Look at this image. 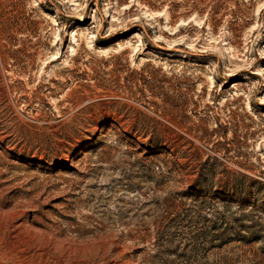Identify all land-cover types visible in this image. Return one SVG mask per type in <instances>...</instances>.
<instances>
[{
	"label": "rangeland",
	"instance_id": "1",
	"mask_svg": "<svg viewBox=\"0 0 264 264\" xmlns=\"http://www.w3.org/2000/svg\"><path fill=\"white\" fill-rule=\"evenodd\" d=\"M0 264H264V0H0Z\"/></svg>",
	"mask_w": 264,
	"mask_h": 264
},
{
	"label": "bare ground",
	"instance_id": "2",
	"mask_svg": "<svg viewBox=\"0 0 264 264\" xmlns=\"http://www.w3.org/2000/svg\"><path fill=\"white\" fill-rule=\"evenodd\" d=\"M134 36H138V32H135V34H133Z\"/></svg>",
	"mask_w": 264,
	"mask_h": 264
}]
</instances>
